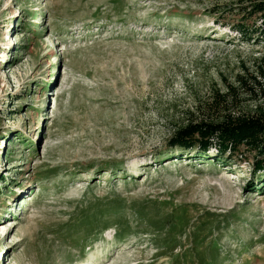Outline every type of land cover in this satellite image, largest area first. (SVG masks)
Here are the masks:
<instances>
[{
    "label": "rangeland",
    "instance_id": "1",
    "mask_svg": "<svg viewBox=\"0 0 264 264\" xmlns=\"http://www.w3.org/2000/svg\"><path fill=\"white\" fill-rule=\"evenodd\" d=\"M240 1L0 0V264H264V177L167 149L264 58Z\"/></svg>",
    "mask_w": 264,
    "mask_h": 264
},
{
    "label": "trees",
    "instance_id": "2",
    "mask_svg": "<svg viewBox=\"0 0 264 264\" xmlns=\"http://www.w3.org/2000/svg\"><path fill=\"white\" fill-rule=\"evenodd\" d=\"M239 20L232 23L235 39L264 42V0H241ZM217 20H215L216 22ZM219 23V22H217ZM262 77V78H261ZM204 102L196 101L184 124L167 140L169 151L217 157L227 163L246 162L253 177H264V58L256 74L238 76L236 83L214 87Z\"/></svg>",
    "mask_w": 264,
    "mask_h": 264
},
{
    "label": "bare ground",
    "instance_id": "3",
    "mask_svg": "<svg viewBox=\"0 0 264 264\" xmlns=\"http://www.w3.org/2000/svg\"><path fill=\"white\" fill-rule=\"evenodd\" d=\"M16 15V14H15Z\"/></svg>",
    "mask_w": 264,
    "mask_h": 264
}]
</instances>
